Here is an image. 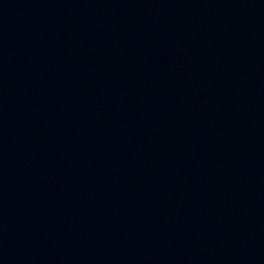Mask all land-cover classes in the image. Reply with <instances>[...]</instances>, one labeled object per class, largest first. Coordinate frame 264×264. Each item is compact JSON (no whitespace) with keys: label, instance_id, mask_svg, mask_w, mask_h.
I'll use <instances>...</instances> for the list:
<instances>
[{"label":"water","instance_id":"1","mask_svg":"<svg viewBox=\"0 0 264 264\" xmlns=\"http://www.w3.org/2000/svg\"><path fill=\"white\" fill-rule=\"evenodd\" d=\"M0 264H264V0H0Z\"/></svg>","mask_w":264,"mask_h":264}]
</instances>
